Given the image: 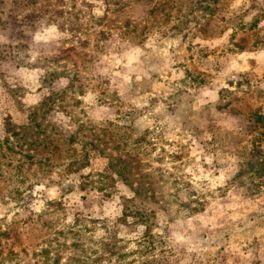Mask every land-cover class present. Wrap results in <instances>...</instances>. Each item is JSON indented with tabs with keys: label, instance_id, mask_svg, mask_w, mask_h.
Masks as SVG:
<instances>
[{
	"label": "rangeland",
	"instance_id": "obj_1",
	"mask_svg": "<svg viewBox=\"0 0 264 264\" xmlns=\"http://www.w3.org/2000/svg\"><path fill=\"white\" fill-rule=\"evenodd\" d=\"M256 150L264 0H0V264H264Z\"/></svg>",
	"mask_w": 264,
	"mask_h": 264
},
{
	"label": "trees",
	"instance_id": "obj_2",
	"mask_svg": "<svg viewBox=\"0 0 264 264\" xmlns=\"http://www.w3.org/2000/svg\"><path fill=\"white\" fill-rule=\"evenodd\" d=\"M257 151L258 150L255 151L256 154H254V158L247 160L244 163V166L251 173L253 179L260 178V177L264 176V155L261 153L262 151L259 150V156H257ZM243 171H244V168L240 169L236 173L234 178L241 176Z\"/></svg>",
	"mask_w": 264,
	"mask_h": 264
}]
</instances>
